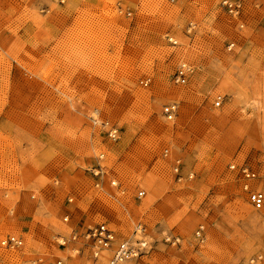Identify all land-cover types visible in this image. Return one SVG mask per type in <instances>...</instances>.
I'll return each mask as SVG.
<instances>
[{
  "label": "rangeland",
  "instance_id": "374dc122",
  "mask_svg": "<svg viewBox=\"0 0 264 264\" xmlns=\"http://www.w3.org/2000/svg\"><path fill=\"white\" fill-rule=\"evenodd\" d=\"M222 1L0 0V241L22 240L0 264H107L102 223L141 225V264H264V206L228 169L264 194V0Z\"/></svg>",
  "mask_w": 264,
  "mask_h": 264
},
{
  "label": "built area",
  "instance_id": "2783aa9c",
  "mask_svg": "<svg viewBox=\"0 0 264 264\" xmlns=\"http://www.w3.org/2000/svg\"><path fill=\"white\" fill-rule=\"evenodd\" d=\"M222 6L229 12L237 14L240 10V4L232 3L229 0H223ZM127 16H130V12L126 13ZM233 45L229 44L228 49ZM188 78V69L185 66H180L176 73L174 74L173 82L175 84H185ZM220 104V97L216 98L215 105ZM162 113L167 120H172L177 113V105L171 103L163 107ZM109 137L113 140L117 139L116 131L110 130ZM168 150L165 149L163 154L166 156ZM230 171L236 172L242 181V189L246 194L247 201L255 210H260L264 206V194L255 188L249 186L248 182L256 181L260 178L258 172L253 169L248 164L237 165L231 163L228 165ZM174 173L177 177V181L182 179L181 175L178 172V165L174 167ZM188 179L193 178V173L187 176ZM110 185L118 188L120 194H124V190L120 185L117 184L115 180H110ZM144 195L143 191L137 192V197L140 198ZM66 220V219H65ZM203 234V227L198 226L195 232V238L201 241ZM87 240L91 241L90 251L91 256L94 259H97L98 254L101 251H106L109 254V259L107 264H125L129 261H134L136 264H141L143 257H145L149 252V246L147 245L146 239L143 237V228L141 225H136L134 230V238L129 239H118L114 231L108 228L104 223L99 224L94 229H89L85 234ZM135 237H138L135 238ZM165 241L169 243H177L178 239L166 236ZM0 246L3 248H19L22 246V240L18 237L8 235L0 241ZM46 264H65L64 261L60 258H57Z\"/></svg>",
  "mask_w": 264,
  "mask_h": 264
},
{
  "label": "bare ground",
  "instance_id": "6f19581e",
  "mask_svg": "<svg viewBox=\"0 0 264 264\" xmlns=\"http://www.w3.org/2000/svg\"><path fill=\"white\" fill-rule=\"evenodd\" d=\"M176 43V42H175ZM106 252V251H105ZM108 253V252H107ZM65 263V262H64Z\"/></svg>",
  "mask_w": 264,
  "mask_h": 264
}]
</instances>
